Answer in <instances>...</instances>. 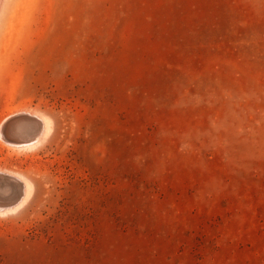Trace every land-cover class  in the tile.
<instances>
[{"label": "rangeland", "instance_id": "rangeland-1", "mask_svg": "<svg viewBox=\"0 0 264 264\" xmlns=\"http://www.w3.org/2000/svg\"><path fill=\"white\" fill-rule=\"evenodd\" d=\"M16 177L0 264H264V0H1Z\"/></svg>", "mask_w": 264, "mask_h": 264}, {"label": "bare ground", "instance_id": "bare-ground-1", "mask_svg": "<svg viewBox=\"0 0 264 264\" xmlns=\"http://www.w3.org/2000/svg\"><path fill=\"white\" fill-rule=\"evenodd\" d=\"M11 118V121H8V125L6 121L3 123V127L8 130L9 128L14 129L17 121L22 122L17 129L15 128L12 131V133L14 132L13 136L8 135L9 140L11 137L12 143L21 145V147L22 145L31 146L30 144L38 143L44 139L51 129V120L44 114L28 111L18 117ZM12 188H17L16 194L13 193ZM31 189V182L22 177H16L13 181L11 180L0 184V210L17 208L29 196Z\"/></svg>", "mask_w": 264, "mask_h": 264}]
</instances>
